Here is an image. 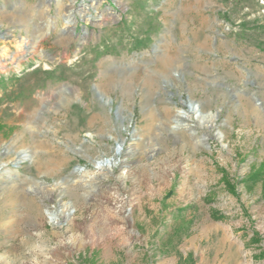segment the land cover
Listing matches in <instances>:
<instances>
[{"label": "rangeland", "instance_id": "1", "mask_svg": "<svg viewBox=\"0 0 264 264\" xmlns=\"http://www.w3.org/2000/svg\"><path fill=\"white\" fill-rule=\"evenodd\" d=\"M0 126V264H264V0H0Z\"/></svg>", "mask_w": 264, "mask_h": 264}, {"label": "bare ground", "instance_id": "2", "mask_svg": "<svg viewBox=\"0 0 264 264\" xmlns=\"http://www.w3.org/2000/svg\"><path fill=\"white\" fill-rule=\"evenodd\" d=\"M190 105H191V109L193 110V114L195 116H197L198 118H201V119H203L206 116L205 113H203L199 109L198 104H195L194 102L189 101L188 106H190ZM189 116H191V115H189V113L186 110H178L176 113L175 127H178L180 125L185 124V123H181L180 122L181 120L179 118H181L183 120V118H188ZM202 124L204 127H207V128L212 126V124H209L207 122L206 123L203 122ZM215 134L218 138H222V133L220 131H217ZM115 163H116V158L110 157V158H102L100 160H97L94 162V165H95L97 173L98 172L99 173H105V172L111 170Z\"/></svg>", "mask_w": 264, "mask_h": 264}, {"label": "trees", "instance_id": "3", "mask_svg": "<svg viewBox=\"0 0 264 264\" xmlns=\"http://www.w3.org/2000/svg\"><path fill=\"white\" fill-rule=\"evenodd\" d=\"M0 129H1V126H0ZM264 171V170H263Z\"/></svg>", "mask_w": 264, "mask_h": 264}]
</instances>
